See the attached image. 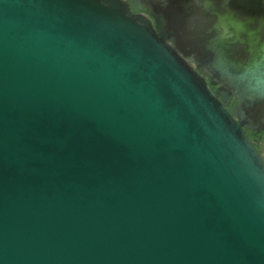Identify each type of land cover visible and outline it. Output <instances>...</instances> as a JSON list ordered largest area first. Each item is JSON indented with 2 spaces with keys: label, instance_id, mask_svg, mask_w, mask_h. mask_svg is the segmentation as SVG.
<instances>
[{
  "label": "water",
  "instance_id": "1",
  "mask_svg": "<svg viewBox=\"0 0 264 264\" xmlns=\"http://www.w3.org/2000/svg\"><path fill=\"white\" fill-rule=\"evenodd\" d=\"M242 2L167 32L125 0H0V264H264V0Z\"/></svg>",
  "mask_w": 264,
  "mask_h": 264
},
{
  "label": "flooded vegetation",
  "instance_id": "2",
  "mask_svg": "<svg viewBox=\"0 0 264 264\" xmlns=\"http://www.w3.org/2000/svg\"><path fill=\"white\" fill-rule=\"evenodd\" d=\"M128 3H130L131 7H135L137 9V12L143 13L149 17H151L152 14H155L159 20L163 23L165 26L167 32H171V25L173 23L180 25V21H186L188 18L193 17L196 10H202L204 12L205 16H212L211 12H209L208 9L209 6L205 7L204 3L205 0H125ZM210 2L214 3L211 5L212 7H215L219 11H226L228 8L232 10L240 9L241 6H243L242 0H209ZM171 18H175L174 20H171ZM181 23V22H180ZM219 24H215V27H217ZM233 30L230 31L232 33ZM222 34V32H221ZM170 37H172V34H169ZM212 41L213 39L212 35H205L203 38V43L205 44L207 40ZM204 54V55H203ZM188 58L191 56H195V59L197 62L194 63L195 66H199L204 72H206V79L208 80L210 86L212 89H220L222 94L225 93L229 96L231 92L229 93V84L227 82H220V79L215 73H208L206 64L209 58L214 53H207L205 50H203L202 56L200 57L197 54L192 55L190 53H186ZM208 57V58H207ZM203 58V59H202ZM207 58V60H206ZM204 60V61H203ZM238 104V98L236 95L233 96L231 99V106H235ZM248 134L253 139H257L259 144L258 148L261 144V142L264 139V129L261 130H247Z\"/></svg>",
  "mask_w": 264,
  "mask_h": 264
},
{
  "label": "rangeland",
  "instance_id": "3",
  "mask_svg": "<svg viewBox=\"0 0 264 264\" xmlns=\"http://www.w3.org/2000/svg\"><path fill=\"white\" fill-rule=\"evenodd\" d=\"M259 150L261 151V153L264 155V139L261 142L260 146H259Z\"/></svg>",
  "mask_w": 264,
  "mask_h": 264
}]
</instances>
